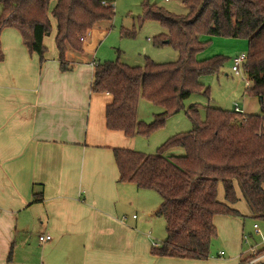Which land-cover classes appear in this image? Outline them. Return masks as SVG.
I'll use <instances>...</instances> for the list:
<instances>
[{
    "label": "trees",
    "instance_id": "1",
    "mask_svg": "<svg viewBox=\"0 0 264 264\" xmlns=\"http://www.w3.org/2000/svg\"><path fill=\"white\" fill-rule=\"evenodd\" d=\"M115 2L56 0L52 16L62 71L71 68L68 52L83 53L90 33L113 19ZM50 3L0 0V38L4 28L15 26L44 62V38L51 32ZM184 4L188 13L181 16L147 3L141 20H155L165 27L167 33L160 35V43L172 44L179 53L178 61L159 64L147 60L144 67L119 60L99 62L94 68L92 90L112 96L106 107L108 129L121 131L128 138L148 136L178 113L193 94L204 92L209 97L201 77L220 72L229 61L222 57L199 60L198 54L205 49L203 35L248 40L242 68L252 82L247 92L258 99L259 114L207 106L202 119L198 105L191 104L186 113L193 128L171 137L156 154L113 149L119 181L156 191L162 199L153 214L164 218L167 236L152 247V254L206 261L211 242L217 237L214 218H246L231 206L238 202L236 185L252 218L264 219V0H185ZM141 99L163 106L165 111L156 114L153 122L141 121ZM177 147L182 155H164ZM220 183L223 200L218 193ZM259 253H264V248Z\"/></svg>",
    "mask_w": 264,
    "mask_h": 264
},
{
    "label": "crops",
    "instance_id": "2",
    "mask_svg": "<svg viewBox=\"0 0 264 264\" xmlns=\"http://www.w3.org/2000/svg\"><path fill=\"white\" fill-rule=\"evenodd\" d=\"M92 32L83 53L68 52L66 71L56 33L49 46L44 38L50 49L44 62L15 26L1 33L0 264H205L153 255L154 242L160 244L153 212L160 202L143 218L133 203L125 204L134 185L119 181L113 149L126 147V136L107 128L112 96L92 90V64L99 61L83 59ZM236 190L231 206L252 218ZM218 193L223 200L221 183ZM214 223L227 248L246 229L233 217L218 215ZM43 234L51 240L41 243ZM259 244L263 249L264 240ZM250 255H241L240 263Z\"/></svg>",
    "mask_w": 264,
    "mask_h": 264
},
{
    "label": "rangeland",
    "instance_id": "3",
    "mask_svg": "<svg viewBox=\"0 0 264 264\" xmlns=\"http://www.w3.org/2000/svg\"><path fill=\"white\" fill-rule=\"evenodd\" d=\"M185 0H116L115 15L111 21L101 23V27L93 30L87 44L90 55L83 57L90 61L96 59L100 63L110 61H120L130 66L146 65L147 60L155 63L176 62L179 60V53L172 44L162 45L161 34H166L165 27L158 21L143 19L145 4L154 7L164 8L176 15H187L188 10L184 4ZM56 0H51L48 17L51 24V32L46 37L47 45L54 41L56 33V22L52 16V10ZM202 41L205 49L198 54L201 61L222 57L229 61L218 73L203 75L200 82L209 92V97L202 93H195L184 101L183 108L175 115L165 119L161 128L155 130L148 136L136 135L127 138L126 149L143 152L145 154H156L158 149L174 135L189 131L193 128V123L186 113L191 104L198 105L200 117L205 119L206 107H220L234 110L235 103H238L245 114H259L260 104L257 98L251 97L247 92V81L252 84L248 76L243 73L241 76L235 75L231 66V58L238 55L248 54V40L244 38H228L220 36L203 35ZM49 46V45H48ZM91 50V51H90ZM50 49L47 50L49 52ZM46 52V53H47ZM73 53H76L72 51ZM163 106L152 104L144 99L139 102L138 118L141 121L153 122L155 115L162 113ZM182 155L181 148H173L164 153L165 156ZM178 153V154H177ZM180 153V154H179ZM133 191L124 196L125 204L133 203V213L143 218L150 207L161 203V197L156 191L138 189L135 185ZM145 208V209H144ZM145 212V215H144ZM235 218L240 226L246 228L244 235L248 236V242L241 234L239 241L227 248L221 235L224 232L217 228V237L211 242L210 257L205 264H239L241 255L244 257L251 254L250 247L260 245L264 240V219L263 218ZM260 224L261 232L257 233L252 228L254 223ZM166 222L159 217L154 223V237L161 243L166 239ZM224 229V228H222ZM157 242V241H156ZM248 250V251H247ZM259 250V249H258ZM224 252V256L220 252ZM247 251V253H246ZM243 257V258H244ZM264 264V260L262 261Z\"/></svg>",
    "mask_w": 264,
    "mask_h": 264
},
{
    "label": "built area",
    "instance_id": "4",
    "mask_svg": "<svg viewBox=\"0 0 264 264\" xmlns=\"http://www.w3.org/2000/svg\"><path fill=\"white\" fill-rule=\"evenodd\" d=\"M245 60H246V55H238V56L231 58V66H232V70L234 71L235 75L241 76L244 73L242 65L245 62ZM92 65L95 67L97 63L93 62ZM246 83H247V88H250L251 84H249L248 81ZM234 110L236 112L243 113V110L239 107L237 103H235ZM253 227H254L255 232L257 233L261 232V228L258 224H254ZM51 238H52L51 235L43 234L39 236V241L41 243H45V242L50 241ZM244 239L246 242H248V236H244ZM155 245H158V244L154 242L153 246ZM260 250H258V245L252 246L250 257H247L246 259H244L240 264H262V261L264 259V253L260 254L259 253ZM220 255L221 256L224 255V252H220Z\"/></svg>",
    "mask_w": 264,
    "mask_h": 264
}]
</instances>
